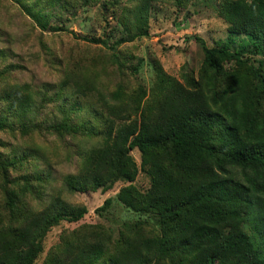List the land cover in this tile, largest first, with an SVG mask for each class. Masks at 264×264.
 <instances>
[{
	"label": "trees",
	"instance_id": "1",
	"mask_svg": "<svg viewBox=\"0 0 264 264\" xmlns=\"http://www.w3.org/2000/svg\"><path fill=\"white\" fill-rule=\"evenodd\" d=\"M14 1L40 29L53 31H66L58 22L64 16L99 7L104 35L80 38L110 51L120 80L114 87L95 69H66L51 93L0 86V131L85 138L91 145L77 153L76 171L62 176V188L105 192L121 182L117 200L152 219L124 221L116 236L83 225L41 264H264V0H209L227 40L208 46L196 37V77L183 70L179 80L154 62L148 89L136 78L142 60L126 66L135 57L122 58L118 47L149 36L157 0ZM1 74L9 76V68ZM50 104L56 113L48 123L38 114ZM11 153L0 154V264H37L50 229L79 222L87 209L52 195L33 211L25 197L45 189L51 172L36 167V148ZM140 171L146 188L135 184ZM110 203L105 199L97 212Z\"/></svg>",
	"mask_w": 264,
	"mask_h": 264
},
{
	"label": "rangeland",
	"instance_id": "2",
	"mask_svg": "<svg viewBox=\"0 0 264 264\" xmlns=\"http://www.w3.org/2000/svg\"><path fill=\"white\" fill-rule=\"evenodd\" d=\"M215 7L209 0H189L183 6L167 0L153 2L149 14V36L118 47L122 58L129 55L135 57L129 62L126 61V66L136 65L138 60H142L136 74L137 81L145 85L146 89L152 85L154 62H158L166 74L179 80L183 70L191 71L196 77L202 61V51L196 37L203 39L208 46L215 45L218 40H227L226 25L217 15ZM98 8L93 6L77 11L75 16H64L58 22L66 31H53L40 29L14 0H0V86L28 84L33 89L42 92L50 90L51 93L52 88L62 80L66 69H87L90 74L95 69L101 74L103 81L107 79L115 87L120 78L116 75L118 71L116 64L111 61L110 51L80 38L83 35H104L105 26H101ZM51 25H57V20L54 19ZM242 40L244 39H236L239 42ZM5 68H9V76L1 74ZM125 72L130 75L127 70ZM127 87L133 88L130 84ZM53 113L56 110L50 104L38 115H47L49 123ZM81 118L84 119L85 115ZM90 145L85 138L73 140L70 136H65L60 139L50 131L28 138H20L18 134L12 137L9 133L0 131L1 155H13L11 150L21 152L31 147L34 150L36 148L39 154L36 167L51 172L52 180L45 189L40 190L37 195H26L25 204L29 208L33 211L42 210L50 202L52 195H60L68 204L85 206L87 209L79 222H60L50 229L44 239V250L37 264L42 263L49 251L61 243L63 237L71 236L83 225L86 230L100 226L104 233L116 236L124 221H152L147 215L140 216L128 210L117 200L121 182L105 192L97 190L72 194L62 188V176L76 171L79 163L77 153ZM131 154L139 164V152L133 150ZM22 167L26 171L31 169L26 164ZM135 184L143 188L148 186V179L141 171ZM107 198L111 199L110 205L97 212ZM2 199L0 191V205ZM0 211L3 212L1 207Z\"/></svg>",
	"mask_w": 264,
	"mask_h": 264
}]
</instances>
